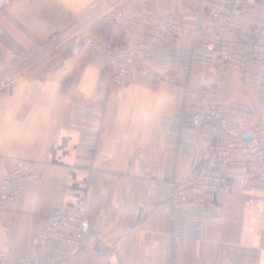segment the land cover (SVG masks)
Wrapping results in <instances>:
<instances>
[{
  "label": "crops",
  "instance_id": "0c3cea01",
  "mask_svg": "<svg viewBox=\"0 0 264 264\" xmlns=\"http://www.w3.org/2000/svg\"><path fill=\"white\" fill-rule=\"evenodd\" d=\"M119 1L6 0L0 10V79L19 74L0 92V175L17 158L43 175L0 206V250L8 246L9 259L25 254L39 264H264V189L229 192L227 218L205 225L202 238L175 233L172 205L157 193L194 165L182 147L186 128L173 133L163 124L184 105L187 88L217 84L232 101L263 111L257 91L233 70L196 63L145 61L172 71L176 82L148 75L118 82L110 63L78 38L84 31L121 36L103 17ZM180 2L164 0L158 10L176 13ZM185 17L214 24L205 13ZM78 102L98 116L90 142L75 124ZM61 206L84 216V249L68 260L42 258L37 236Z\"/></svg>",
  "mask_w": 264,
  "mask_h": 264
},
{
  "label": "built area",
  "instance_id": "2783aa9c",
  "mask_svg": "<svg viewBox=\"0 0 264 264\" xmlns=\"http://www.w3.org/2000/svg\"><path fill=\"white\" fill-rule=\"evenodd\" d=\"M162 1L123 0L109 6L103 17L119 26L121 36L84 31L79 43L100 53L120 83L138 75L176 82L172 71H159L145 61L233 70L257 91V103L264 108V0H181L178 12L166 15L158 10ZM187 11L208 14L214 24L209 28L190 23ZM183 35L191 42L184 43ZM18 79L17 73L0 79V92ZM74 116L85 139H95L98 116L93 108L78 102ZM163 124L173 133L186 128L182 147L194 165L182 179L159 184L157 193L172 205L175 233L202 238L205 225L227 218L223 208L229 192L264 189V109L232 101L220 85H193L187 88L184 105L164 116ZM247 131L252 136L249 143L243 137ZM42 179L31 160H13L0 175V206L17 201ZM85 229L78 210L54 209L37 236L42 258L68 260L78 255L85 246ZM9 257L10 249L4 246L0 264H39L25 254Z\"/></svg>",
  "mask_w": 264,
  "mask_h": 264
},
{
  "label": "water",
  "instance_id": "95a60500",
  "mask_svg": "<svg viewBox=\"0 0 264 264\" xmlns=\"http://www.w3.org/2000/svg\"><path fill=\"white\" fill-rule=\"evenodd\" d=\"M5 1H6V0H0V10H1V8L3 7ZM243 137H244L246 143H249V142L251 141V139H252V136H251L250 131L245 132V133L243 134Z\"/></svg>",
  "mask_w": 264,
  "mask_h": 264
}]
</instances>
